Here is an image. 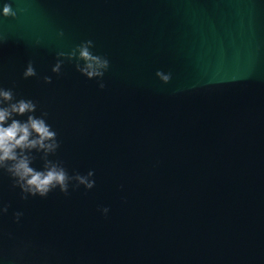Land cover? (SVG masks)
Returning <instances> with one entry per match:
<instances>
[{"label": "water", "instance_id": "95a60500", "mask_svg": "<svg viewBox=\"0 0 264 264\" xmlns=\"http://www.w3.org/2000/svg\"><path fill=\"white\" fill-rule=\"evenodd\" d=\"M5 2L0 86L48 113V158L95 186L23 200L0 171V264H264V0ZM87 40L104 89L75 59L52 72Z\"/></svg>", "mask_w": 264, "mask_h": 264}, {"label": "clouds", "instance_id": "9594fccd", "mask_svg": "<svg viewBox=\"0 0 264 264\" xmlns=\"http://www.w3.org/2000/svg\"><path fill=\"white\" fill-rule=\"evenodd\" d=\"M4 18H15L17 11L13 9L11 2L2 5ZM62 36L63 33L61 32ZM93 41L87 40L73 48L70 52L60 51L57 53V62L52 67V72L60 75L61 66L64 60L72 61L75 59L76 70L88 79L100 78L98 84L100 89L105 88L102 78L109 68V61L101 55L93 54L91 51ZM78 53V55H77ZM64 57L65 59H60ZM83 61V65L80 61ZM157 76L167 83L170 74L164 75L157 72ZM37 72L33 62L29 61L23 72V78L36 77ZM44 83H52L50 76L43 77ZM38 104L32 99L16 98L13 88L0 86V171L7 173L12 179L13 188H19L21 199L27 200L29 196L46 198L55 189L65 195L69 193V185L75 182L73 189L81 185L85 189H92L95 180L92 179L94 171L89 170L86 175L75 173L69 175L63 163L59 160H50L48 157L54 155L60 147L57 133L46 122L47 112H41L40 116L35 115ZM26 116V120L16 119V117ZM42 153L40 159L43 161L42 170H37L31 165L36 160L32 153ZM8 205L0 207V214L7 213ZM105 216L109 212L107 207L98 209ZM17 222L22 216L21 212H16Z\"/></svg>", "mask_w": 264, "mask_h": 264}]
</instances>
